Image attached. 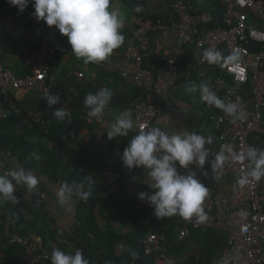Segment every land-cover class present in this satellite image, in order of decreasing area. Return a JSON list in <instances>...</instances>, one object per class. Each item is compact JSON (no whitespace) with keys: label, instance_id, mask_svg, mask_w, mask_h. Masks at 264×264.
<instances>
[{"label":"crops","instance_id":"obj_1","mask_svg":"<svg viewBox=\"0 0 264 264\" xmlns=\"http://www.w3.org/2000/svg\"><path fill=\"white\" fill-rule=\"evenodd\" d=\"M179 1L191 6L193 21L201 30H212L220 26L221 6L217 0H144L143 4L138 6L141 8L140 14L144 18L158 20L165 26L164 30L148 35L149 50L144 55L145 68L154 75H164L170 68L174 71L172 87L155 99L157 109L155 125L169 134L183 129L205 136L211 135L214 142L206 147L213 149L218 145V133L213 122L208 118L209 113L204 107V102L200 99L199 85L209 84L212 78L219 76L224 61L215 69L203 66L199 63V52L195 49L194 44L179 41L177 33L179 16L173 6L175 2ZM7 8V0H0V11L6 13ZM133 8L134 6L128 0H110V10L119 11L124 18V27L121 32L125 39L123 44L114 50L106 61L100 63L85 65L82 60L76 59L72 54L66 37L60 35L54 27L47 28L46 34L49 39L54 41L56 50V58L50 69V74L54 79L55 91L64 101V106L57 105L56 107H64L71 116L85 113L87 109L83 107L84 97L88 93H96L102 87L110 88L114 92L107 108L112 113H116L143 98V91L149 89L152 86L151 83L144 82L142 87H139L131 80L123 79L120 76L124 49L133 30L135 16ZM28 9L31 14L33 10L31 4ZM32 18L31 15L25 17L24 21L14 28L11 35L3 34L1 35L3 37L0 38V62L17 77L25 75L26 61L32 58L45 37V33L38 29ZM41 22L45 25L43 21ZM216 73L218 74L215 75ZM78 74L83 76L78 77ZM193 87L197 91H192ZM11 99L20 112L16 115L13 114V117L10 116L12 113L8 115L12 123L8 125L7 130L13 132L15 137L28 149L30 145L35 146L31 156L36 157L39 161L43 160L44 155L41 148L49 149L50 144L37 135L31 122L50 123L54 121L52 112L55 109H49L42 94L36 91L20 90L11 94ZM262 120L264 122V110L262 111ZM109 127V125L99 126L84 123L78 126L75 131L70 128L72 130H66L64 134L65 140L69 141V137H73L72 131L77 133L74 139H70L71 144H69L78 150L84 158L86 173L93 179H98V172L102 173L106 179V185L109 173L119 176L118 173L126 169L121 163L120 157L128 141L137 134L131 131L127 137H117L115 140L109 141L106 136ZM262 137H264V133L255 134L250 137L249 142L256 148L264 149ZM22 154L19 152L16 155L12 154L10 159L4 163L0 162V174L12 169H24L38 180L32 190H28L24 185L17 186L21 190L41 197L43 201V207L36 209L37 217L33 222L35 230L30 234L31 239L44 251L52 253L53 249L65 252L80 249L89 262L99 259L106 250L105 240L90 234L88 237L86 236L84 229L78 223L77 211L71 205L66 192H64L62 201L61 182L47 175L41 168L40 162L31 161L30 152L26 155ZM204 168L208 171L207 176L203 174L204 180L211 183L220 196L222 205L227 207L235 185L234 177L223 169V175L219 180H216L209 165L205 164ZM180 171L183 174L195 172L196 175L201 172L194 165ZM143 179L145 187L148 186V180ZM259 183L264 187V179ZM98 184L102 183L98 182ZM94 192L96 195L92 203L94 206L93 218L98 229L104 232L113 231L118 235L128 234V228L114 222L111 218L112 201L103 193ZM134 202L136 206L138 205L139 217L144 218L147 213L143 208H140L144 201L137 199ZM2 204L0 202V216L5 217L7 227L10 217L6 216L7 212L3 211ZM213 217L216 218L215 215ZM171 218L177 227H182L185 224L184 218L178 215ZM163 236L165 237V235ZM164 246L175 259L176 264H184L198 251V245L194 240L188 238L178 243L175 237L170 235L165 237ZM92 248L95 252L92 251Z\"/></svg>","mask_w":264,"mask_h":264},{"label":"built area","instance_id":"obj_2","mask_svg":"<svg viewBox=\"0 0 264 264\" xmlns=\"http://www.w3.org/2000/svg\"><path fill=\"white\" fill-rule=\"evenodd\" d=\"M135 9L143 4L144 0H128ZM221 6L220 26L216 29L201 30L193 21L191 6L182 2L174 3V10L179 16L178 39L180 42L192 43L199 52V63L203 66L215 69L224 65L221 74L212 78L208 84L226 103L232 101L244 113V119L236 123H230V118L223 112L218 113L215 107L204 103L208 118L213 122L218 133V145L209 149L210 159L221 151L231 147L237 153L244 152L250 144L249 139L255 134L264 133L262 111L264 110V0H217ZM134 11L133 30L127 41L123 53V61L120 68V76L142 87L144 82L151 83V87L143 91V98L128 107L112 113L106 109L100 118L89 117L86 113L84 119L87 125H109L121 113H131L136 127L132 132L138 133L141 126L156 127L155 118L157 109L155 99L158 95L167 92L173 84L174 71L170 68L164 75H154L145 68L144 55L149 50L148 35L165 29L158 20L146 19L140 12ZM30 10L26 8L23 13L8 3L7 12L0 11V34L11 35L14 28L18 27L29 17ZM38 29L45 33L38 50L31 59L26 61V69L29 71L24 76L17 77L10 69L0 62V125L8 119V115L19 114L20 110L11 99V94L20 90L36 91L43 98L49 94H57L54 89V79L50 69L56 58L55 43L46 34L49 27L32 18ZM208 48H214L222 53L224 59L216 64H208L202 59V53ZM238 55L237 61L229 62L227 58ZM78 74V77H82ZM60 96V95H59ZM64 101L60 96L59 106ZM64 106V105H63ZM12 157V151L2 148L0 143V162L4 163ZM226 172L234 177L235 185L230 194L227 207L221 203L220 196L209 181L204 180L203 173L197 177L208 188V196L202 206L208 215V220L198 223L196 217L184 219L182 227H175L176 239L183 242L190 237L193 230L208 229L211 226L212 216L221 220L227 231L226 247L212 264H264V187L259 182H250L240 187L236 180L247 172V162H235L229 159L225 162ZM143 171H146L142 168ZM8 171H4L7 173ZM183 174V173H181ZM118 176L108 174L105 196H112L117 200H137V194L145 187V180L140 176L131 179L121 192L117 186ZM71 205L77 207L86 203L82 193L86 192L83 182H61ZM15 195L22 203L31 205L36 209L43 207L42 198L31 192L16 187ZM15 208L14 213L8 219L6 227L5 217L0 216V239L5 231L17 229V224L23 218L30 221L29 213L21 206L6 201ZM241 212H247L242 218ZM163 235L150 234L143 243V251L146 256H154V264H176L175 259L168 254L164 246ZM74 252V251H73ZM20 264H51V252L41 250L34 241L26 242L24 256ZM89 264H106L104 262H89Z\"/></svg>","mask_w":264,"mask_h":264},{"label":"clouds","instance_id":"obj_3","mask_svg":"<svg viewBox=\"0 0 264 264\" xmlns=\"http://www.w3.org/2000/svg\"><path fill=\"white\" fill-rule=\"evenodd\" d=\"M18 13H23L29 4L34 11L30 14L37 22L54 27L60 35L67 38L70 51L76 59L85 65L106 61L124 42L121 29L124 18L119 11L110 10V0H7ZM136 12L141 8L136 7ZM203 61L216 64L223 58L222 53L214 48H208L202 53ZM238 55L227 58L229 62L237 61ZM197 91L195 87L191 89ZM200 99L206 105L221 110L230 118V123L244 119V113L237 104L221 99L207 83L199 85ZM113 90L100 88L96 93H88L84 97L83 107L92 118L102 117L112 97ZM49 109H55L52 116L57 121L71 118L64 107H56L60 96L49 93L43 98ZM136 127L130 112L118 115L106 132L109 141L117 137H127ZM214 138L194 131L179 130L169 134L159 127L141 126L139 132L127 143L120 157L123 166L130 170L143 168L147 172L148 189L150 191L137 194L138 199L147 202L153 209L155 217L180 216L184 219L196 217L198 223L208 220V215L202 206L208 196V188L197 177L195 172L181 174V169L196 166L205 176V164L209 165L216 180L223 175L225 162L231 159L235 162H247V172L236 180L240 187L247 185L250 180L264 179V149L249 146L244 152L237 153L231 147L219 151L214 159H210V151L206 145H212ZM89 185L91 177H87ZM38 183L37 178L24 169H12L0 174V200L18 202L15 195L16 187L24 185L32 190ZM61 191L63 201L64 192ZM84 199L89 192L82 193ZM241 217L247 212H241ZM51 264H89L82 250L76 249L65 252L53 249Z\"/></svg>","mask_w":264,"mask_h":264},{"label":"trees","instance_id":"obj_4","mask_svg":"<svg viewBox=\"0 0 264 264\" xmlns=\"http://www.w3.org/2000/svg\"><path fill=\"white\" fill-rule=\"evenodd\" d=\"M33 11L34 9L31 13ZM1 35L3 34H0V38L3 37ZM27 73H29L28 70L25 72V75ZM217 74L218 73L215 75ZM87 112L88 110L85 113L77 114V116H71L70 120L65 119L64 121H57L55 119L50 123L31 122L33 130L37 135L50 144L49 149L41 148L44 155L43 160L39 161L36 157L31 156L35 146L30 145L28 149V147L23 145V143L15 137L13 132L7 130L8 125L12 123L9 118L0 125L1 146L2 148L9 147L13 155L18 154V152L23 153L22 155H26L30 152L31 161L40 162L43 171L47 175H50L51 178H56L60 182H83L85 184L86 192H89L90 195L86 203L75 207L78 223L81 228L84 229V233L87 237L90 234L93 237L102 238L106 242V250L102 253L100 258L90 262H104L106 264H154V256H146L144 254L143 243L150 234L165 235V237L170 235L175 237L177 241L174 231L177 225L171 217H155L152 207L147 202H143L140 208H143L147 214L144 218H140L138 205H135L134 200L121 201L112 196H107L112 201V220L128 228L129 233L126 235H118L113 231L104 232L99 230L95 223L93 218L94 206L92 205L94 196L96 195L94 191L99 193L105 192L106 179L103 174L99 172L98 179H93L86 173L84 169V158L80 155L78 150H75L70 145V139H74L77 133L72 131L73 137H69V141L65 140L64 136L66 130H72L70 128H73L75 131L78 126L85 123V119L83 121V118ZM217 112L222 113L219 109ZM10 116L13 117V114H10ZM263 138L264 137H262L261 140H264ZM118 174L117 186L121 192L124 190L126 184L136 176L148 180L147 172L141 170V168L130 171L125 169ZM87 177H91L93 181L91 185H89ZM98 182L102 184H98ZM146 191H150L148 186L142 190V192ZM16 197L18 198L16 205L23 207L29 213L31 220L26 221L21 218L15 231L12 228L5 231L4 237L0 239V264H20L24 256L26 242L33 241L30 234L35 230L33 222L36 220L38 209L36 210V208L31 205L22 203L17 195ZM0 202L3 203V211L7 212L6 216L10 217L14 213L15 208L11 207L6 201L0 200ZM189 238L196 242L198 251L194 256L188 258L184 264H212L226 247V226L223 222L213 217L210 228L193 230ZM177 242L180 243L179 241ZM165 246L167 247L166 243ZM92 251L95 252L94 248H92ZM168 254L170 255L169 252Z\"/></svg>","mask_w":264,"mask_h":264}]
</instances>
